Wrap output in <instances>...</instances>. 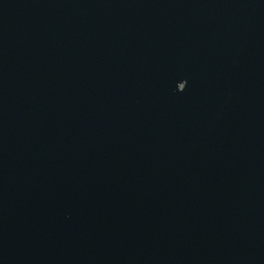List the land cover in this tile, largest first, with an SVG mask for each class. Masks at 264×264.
I'll return each instance as SVG.
<instances>
[{"label": "water", "instance_id": "1", "mask_svg": "<svg viewBox=\"0 0 264 264\" xmlns=\"http://www.w3.org/2000/svg\"><path fill=\"white\" fill-rule=\"evenodd\" d=\"M0 264H264V0H0Z\"/></svg>", "mask_w": 264, "mask_h": 264}]
</instances>
